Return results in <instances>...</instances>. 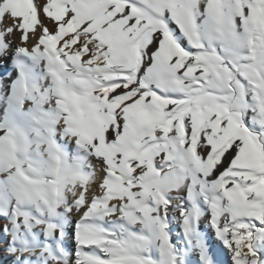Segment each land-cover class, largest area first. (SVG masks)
Here are the masks:
<instances>
[{
	"label": "snow or ice",
	"instance_id": "6c2138e0",
	"mask_svg": "<svg viewBox=\"0 0 264 264\" xmlns=\"http://www.w3.org/2000/svg\"><path fill=\"white\" fill-rule=\"evenodd\" d=\"M0 264H264V0H0Z\"/></svg>",
	"mask_w": 264,
	"mask_h": 264
}]
</instances>
